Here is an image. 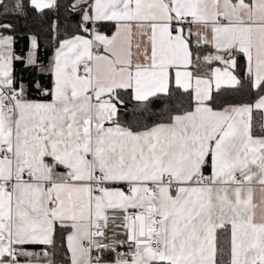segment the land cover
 Returning a JSON list of instances; mask_svg holds the SVG:
<instances>
[{"label": "snow or ice", "instance_id": "obj_1", "mask_svg": "<svg viewBox=\"0 0 264 264\" xmlns=\"http://www.w3.org/2000/svg\"><path fill=\"white\" fill-rule=\"evenodd\" d=\"M0 264H264V0H0Z\"/></svg>", "mask_w": 264, "mask_h": 264}, {"label": "trees", "instance_id": "obj_2", "mask_svg": "<svg viewBox=\"0 0 264 264\" xmlns=\"http://www.w3.org/2000/svg\"><path fill=\"white\" fill-rule=\"evenodd\" d=\"M5 22H9V21H5Z\"/></svg>", "mask_w": 264, "mask_h": 264}]
</instances>
